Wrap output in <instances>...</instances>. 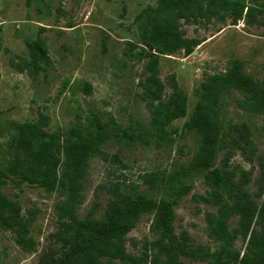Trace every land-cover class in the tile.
<instances>
[{
  "label": "rangeland",
  "instance_id": "1",
  "mask_svg": "<svg viewBox=\"0 0 264 264\" xmlns=\"http://www.w3.org/2000/svg\"><path fill=\"white\" fill-rule=\"evenodd\" d=\"M158 1L0 0V122L36 123L41 113L48 118L49 132L66 136L92 114L102 124L112 125L113 119L123 135L121 139L110 137L101 150L109 156L117 154L126 169L92 157L85 179L86 200L78 213L83 217L96 199L101 206L99 218L110 184L123 178L139 183V174L158 171L164 176L152 192L158 209L142 216L127 234V251L139 255L147 246L149 264H205L177 253L179 233L186 230L193 245L215 251L204 217L216 209L200 203L197 196L206 193L204 177L212 171L222 184L255 192L264 162V116L238 110L234 98L240 96L225 95L221 105H212L196 98L193 90L207 77L229 72L233 61L242 62L254 79L264 80V27L244 21L233 26L215 19L199 25L182 23L184 36L202 43L188 57L180 52L161 58L159 77L165 83L169 75L176 76L187 97L186 117L166 130L172 138L169 142L136 144L125 133L151 132L148 111L140 98L145 60L136 55L141 48L142 12ZM242 1L264 9V0ZM38 39L45 42L47 61L29 47ZM86 85L91 87L89 95ZM165 92L169 93L167 87ZM226 124L245 125L256 150L252 156L218 151ZM8 139L6 135L0 138V157ZM2 193L20 209L37 248L25 254L10 232L0 231V264H65L75 238L54 214L57 194L49 195L10 177ZM236 223L237 219L228 220L229 229ZM245 246L241 240L235 243L241 254Z\"/></svg>",
  "mask_w": 264,
  "mask_h": 264
},
{
  "label": "trees",
  "instance_id": "2",
  "mask_svg": "<svg viewBox=\"0 0 264 264\" xmlns=\"http://www.w3.org/2000/svg\"><path fill=\"white\" fill-rule=\"evenodd\" d=\"M144 24L140 36L141 48L136 54L145 60L146 77L141 83L140 98L149 115L151 132L125 137L133 143L149 145L151 140L168 141L166 130L186 117L187 97L179 88L176 76L171 74L165 83L159 77V62L165 56L180 52L191 55L202 43L186 38L182 23L199 25L213 19L229 21L235 26L244 21L247 25L264 27V9L249 6L242 0H159L154 7L142 12ZM38 52V58L47 61L45 42L37 40L29 46ZM36 70L37 67L34 66ZM169 93L165 92V88ZM85 93L91 94L86 85ZM193 95L212 105H221L225 95H235L236 108L244 113L264 116V80L247 74L243 63L233 61L229 72L215 74L200 82ZM102 124L95 115L85 118L68 135L47 130L48 118L39 113L37 122H0V138L9 139L0 157V231L10 232L16 246L25 254L36 251L37 241L29 224L20 216V209L2 193L10 177L20 183L41 188L47 194H57L54 214L64 230L75 238L65 264H149L148 249L139 255L129 253L126 239L144 215L158 209V200L152 192L164 176L150 172L138 175L139 183H127L126 178L109 185L108 199L99 218L100 204L95 199L83 217L78 213L86 200V175L89 160L99 157L111 160L122 169L126 166L117 154L109 156L101 146L110 138L121 139L120 128ZM218 151L232 150L243 156H252L255 146L245 125L226 124L217 142ZM252 194L240 192L215 178V171L204 177L207 191L197 196L198 201L214 207V213L205 214V231L215 245V251L204 245H193L186 230L178 236L177 253L191 262L205 264H264V162ZM141 185L145 189H141ZM237 219L236 226L228 227V220ZM80 240V241H79ZM246 243L241 254L235 243ZM135 249L137 245L132 243Z\"/></svg>",
  "mask_w": 264,
  "mask_h": 264
},
{
  "label": "water",
  "instance_id": "3",
  "mask_svg": "<svg viewBox=\"0 0 264 264\" xmlns=\"http://www.w3.org/2000/svg\"><path fill=\"white\" fill-rule=\"evenodd\" d=\"M194 53V52H193Z\"/></svg>",
  "mask_w": 264,
  "mask_h": 264
}]
</instances>
